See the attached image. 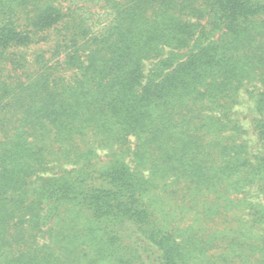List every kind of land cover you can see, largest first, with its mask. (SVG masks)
Here are the masks:
<instances>
[{
    "label": "trees",
    "instance_id": "trees-1",
    "mask_svg": "<svg viewBox=\"0 0 264 264\" xmlns=\"http://www.w3.org/2000/svg\"><path fill=\"white\" fill-rule=\"evenodd\" d=\"M263 194L264 0H0V264H264Z\"/></svg>",
    "mask_w": 264,
    "mask_h": 264
},
{
    "label": "rangeland",
    "instance_id": "rangeland-1",
    "mask_svg": "<svg viewBox=\"0 0 264 264\" xmlns=\"http://www.w3.org/2000/svg\"><path fill=\"white\" fill-rule=\"evenodd\" d=\"M253 99L245 92L240 93L239 103L235 106L236 117L239 123L245 127L247 133L244 138L248 139L249 147L252 153L256 152L260 147L256 139V135L251 128V118L255 115L253 110ZM260 201L264 203V194L259 197Z\"/></svg>",
    "mask_w": 264,
    "mask_h": 264
}]
</instances>
